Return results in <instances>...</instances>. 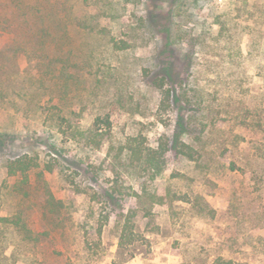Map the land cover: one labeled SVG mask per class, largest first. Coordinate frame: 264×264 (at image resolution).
I'll use <instances>...</instances> for the list:
<instances>
[{
    "label": "rangeland",
    "instance_id": "374dc122",
    "mask_svg": "<svg viewBox=\"0 0 264 264\" xmlns=\"http://www.w3.org/2000/svg\"><path fill=\"white\" fill-rule=\"evenodd\" d=\"M64 2L0 30V264H264V0Z\"/></svg>",
    "mask_w": 264,
    "mask_h": 264
},
{
    "label": "trees",
    "instance_id": "16d2710c",
    "mask_svg": "<svg viewBox=\"0 0 264 264\" xmlns=\"http://www.w3.org/2000/svg\"><path fill=\"white\" fill-rule=\"evenodd\" d=\"M67 8L64 0H0V30L7 32V43H16L21 47L19 37H23L25 42H33L49 46L50 43H58L66 36ZM71 21H74L72 18ZM79 23V20H75ZM19 43V44H18ZM17 46L15 49H17ZM29 54V52H27ZM170 97L169 90L165 91V99ZM99 120V119H97ZM264 122H258V126L264 131ZM183 129V125H181ZM173 147L176 151L186 157H191L192 147L189 144L179 142L175 138ZM133 152L143 156L146 164L153 170L154 174L161 171V161L157 155V149L147 148L145 152L138 151L134 148ZM142 153V154H141ZM140 156V157H141ZM19 163V160L15 161ZM14 162V163H15ZM232 163H235L232 161ZM10 164V173L16 172ZM22 174L27 173L26 168L19 167ZM46 203H49L46 202ZM53 205V203L51 204ZM209 264H240L231 258H224L217 255Z\"/></svg>",
    "mask_w": 264,
    "mask_h": 264
}]
</instances>
